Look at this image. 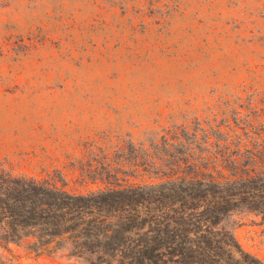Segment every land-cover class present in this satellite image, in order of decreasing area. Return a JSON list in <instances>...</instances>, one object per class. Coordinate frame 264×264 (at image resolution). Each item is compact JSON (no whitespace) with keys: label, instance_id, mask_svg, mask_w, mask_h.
I'll return each instance as SVG.
<instances>
[{"label":"rangeland","instance_id":"1","mask_svg":"<svg viewBox=\"0 0 264 264\" xmlns=\"http://www.w3.org/2000/svg\"><path fill=\"white\" fill-rule=\"evenodd\" d=\"M262 147L264 0H0V167L13 175L87 195ZM228 224L264 263L261 218ZM30 245L0 244V264H71Z\"/></svg>","mask_w":264,"mask_h":264},{"label":"trees","instance_id":"2","mask_svg":"<svg viewBox=\"0 0 264 264\" xmlns=\"http://www.w3.org/2000/svg\"><path fill=\"white\" fill-rule=\"evenodd\" d=\"M174 163L165 182L87 195L0 167V244L30 240L71 264H264L228 224L264 222V148Z\"/></svg>","mask_w":264,"mask_h":264}]
</instances>
